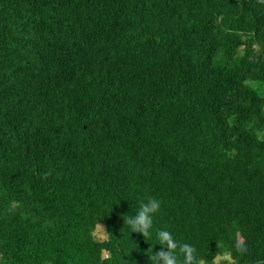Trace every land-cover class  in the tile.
<instances>
[{"label": "trees", "instance_id": "obj_1", "mask_svg": "<svg viewBox=\"0 0 264 264\" xmlns=\"http://www.w3.org/2000/svg\"><path fill=\"white\" fill-rule=\"evenodd\" d=\"M160 230L264 264V0H0V264H151Z\"/></svg>", "mask_w": 264, "mask_h": 264}, {"label": "clouds", "instance_id": "obj_2", "mask_svg": "<svg viewBox=\"0 0 264 264\" xmlns=\"http://www.w3.org/2000/svg\"><path fill=\"white\" fill-rule=\"evenodd\" d=\"M160 207L161 202L158 199L150 198L146 203L141 204L139 211L134 217L124 220V223H127L131 233L142 234L144 238L148 237L153 225V216L159 211ZM100 231L103 233L102 225ZM157 238L160 245L166 246L167 251L154 252L150 258L151 264H159L161 260L163 264H204L203 260L197 255L194 246L187 243H178L169 231H158ZM236 247L241 252L246 251L243 241L238 240ZM178 255L183 257V259H178Z\"/></svg>", "mask_w": 264, "mask_h": 264}, {"label": "rangeland", "instance_id": "obj_3", "mask_svg": "<svg viewBox=\"0 0 264 264\" xmlns=\"http://www.w3.org/2000/svg\"><path fill=\"white\" fill-rule=\"evenodd\" d=\"M100 227H101V224L98 226V228H97V230H96V234H97V236L100 237V238H106L107 235H106V232H105L104 227H103V233H101V231H100Z\"/></svg>", "mask_w": 264, "mask_h": 264}]
</instances>
